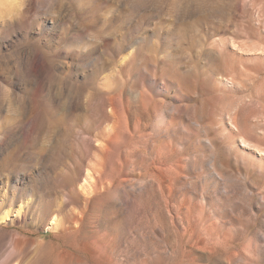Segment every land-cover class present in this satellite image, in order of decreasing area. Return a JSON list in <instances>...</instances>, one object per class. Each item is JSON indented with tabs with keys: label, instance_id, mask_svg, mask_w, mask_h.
I'll list each match as a JSON object with an SVG mask.
<instances>
[{
	"label": "rangeland",
	"instance_id": "1",
	"mask_svg": "<svg viewBox=\"0 0 264 264\" xmlns=\"http://www.w3.org/2000/svg\"><path fill=\"white\" fill-rule=\"evenodd\" d=\"M18 1L0 0V218L2 201L19 199L0 225L29 241L26 264L41 242L63 248L55 236L82 209L65 202L62 173L99 161L89 140L113 132L110 101L129 102L153 133L143 91L180 112L168 139L191 164L186 196L230 235L205 230L215 254L195 262L229 264L231 253L253 245L263 253L247 260L264 264V0ZM61 82L63 102L74 98L63 112ZM59 116L77 130L72 154L54 129ZM38 119L42 135L33 130ZM102 219L119 236L120 264H175L170 230L154 243L139 237L137 222L113 211ZM82 258L74 264L92 263Z\"/></svg>",
	"mask_w": 264,
	"mask_h": 264
},
{
	"label": "bare ground",
	"instance_id": "2",
	"mask_svg": "<svg viewBox=\"0 0 264 264\" xmlns=\"http://www.w3.org/2000/svg\"><path fill=\"white\" fill-rule=\"evenodd\" d=\"M20 4H17L18 8L24 3ZM65 92L61 82L62 112L74 100L71 92L64 103ZM138 100L143 112L152 109L153 133L145 131L137 111L129 102H124L120 96L110 101L113 106L111 117L115 120L113 132L109 131L106 139L96 141V144L89 140V144L100 151L99 161L88 166L66 164L62 173V183L69 188L64 194L65 202L76 203L82 211L74 212L64 223L61 235L55 236L62 242L60 252L54 250L52 242H41L43 246L34 248L31 264H40L45 258L52 259L53 264H74L84 256L91 264H120L117 257L119 236L112 234L108 220L102 219V214L109 211L127 221L137 222L139 237L144 241L155 243L161 233L170 230L174 239L175 264H197L195 260L203 259L204 253L215 254L214 245L217 244L210 241L211 237L209 242L206 241L205 230L218 240L230 238L228 232H220L219 222L205 213V207L198 199L186 196L185 191L189 188L187 170L191 164L180 148L169 140L174 115L180 112L176 107L167 109L147 91L141 92ZM39 120L33 130L42 135L43 125H39ZM54 129H57L64 153L72 154L77 140L74 125L59 116ZM174 193H185V197L176 200ZM16 199L19 201L16 193H12L8 199L10 205L2 201L5 210L0 218L2 223L9 219V211L13 209L9 207ZM21 219L18 216L15 220ZM56 223L54 229L59 230V222ZM28 244L24 237L11 234L7 227L0 225V264H26ZM260 253H263L260 248L249 245L241 255L231 253L227 261L229 264H252L247 258L251 260ZM139 264L148 263L142 261Z\"/></svg>",
	"mask_w": 264,
	"mask_h": 264
}]
</instances>
